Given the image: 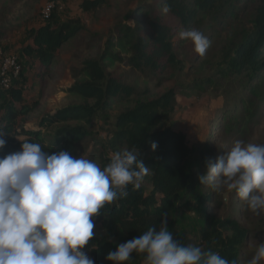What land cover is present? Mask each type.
Wrapping results in <instances>:
<instances>
[{"label": "trees", "instance_id": "16d2710c", "mask_svg": "<svg viewBox=\"0 0 264 264\" xmlns=\"http://www.w3.org/2000/svg\"><path fill=\"white\" fill-rule=\"evenodd\" d=\"M158 2L161 3L159 6ZM101 3L100 0H82L81 9L90 11ZM165 4L171 9L166 14L162 12ZM56 11L52 9L43 23L29 27L30 41L13 51L18 55V73L15 77L10 75L8 88L0 87V127L6 133V145L0 155L18 151L21 143L28 141L40 143L49 154L66 150L75 156L79 143L89 132L80 125H70V121L91 124L97 109L104 110L110 103L125 102L131 96L138 97L143 93V90L126 84L121 76L106 74L98 60L88 58L83 62L88 79L74 82L68 90L92 99L94 104L56 108L40 114L34 127L22 125L20 119L32 112V105L24 101V92L29 86L26 72L38 77L50 73L59 49L79 28L73 22L61 21ZM248 14L252 15V28L242 32L238 40L226 44L219 62L221 75L235 79L248 99L250 111L235 105L233 107L241 108L235 112L234 108L227 106L221 116L224 133L228 136L235 133L237 137L246 121L252 124L259 119V105L264 104V96H259L257 89L264 85V0H152L138 6L137 19L131 26L117 28L120 39L128 46L129 55L122 59L116 56L110 52L111 42L108 41L102 58L113 55L142 76L159 78L166 70L183 69L171 42L179 33L176 29L197 28L209 40L218 26L227 28L231 20H240ZM194 83L191 86L197 87ZM174 98V91L170 90L162 97L137 101L114 117L110 145L139 150L141 160L150 169L139 189L130 185L126 198L118 200L115 205H107L101 210L102 215L94 218L95 224L100 223L102 228L118 229L123 233L118 236L116 244L138 237L149 227L158 229L161 221L169 217L175 203L181 200L182 190L194 187L193 182H189L186 165L191 153L189 141L184 134L162 126L163 119L169 118L173 110ZM50 130L52 133L47 134L46 131ZM151 142L157 143L155 150L150 149ZM218 156L215 151L210 158L215 160ZM100 160L107 164L110 156L101 154ZM211 192L212 189L208 190L198 200L197 214L203 225L198 242L192 245L217 252L239 264L247 230L233 216L219 218L208 212L209 203L221 205L220 196L210 201ZM232 212L236 213V208ZM115 243L105 235L97 234L89 243L94 249L85 250H89L95 264H112L105 257L108 252L116 250Z\"/></svg>", "mask_w": 264, "mask_h": 264}, {"label": "rangeland", "instance_id": "374dc122", "mask_svg": "<svg viewBox=\"0 0 264 264\" xmlns=\"http://www.w3.org/2000/svg\"><path fill=\"white\" fill-rule=\"evenodd\" d=\"M100 1L102 3L97 8L84 11L81 9L82 0H0V47L3 49V55L0 56V72L3 61L8 58L10 62L13 59V65H16L18 55L13 51L30 41L29 27L38 26L45 21L42 13L46 4H53L52 9H57V17L61 21L79 25L76 33L59 49L50 73L38 77L34 73L26 72L29 86L24 92V101L32 105V112L28 117L21 118L20 122L26 128H32L42 113L67 105L92 106V99H86L68 88L74 82L88 79L83 69L86 59L98 60L106 74L121 76L126 84L143 90L138 97L131 96L125 102L110 103L104 110L97 109L91 124L83 121L69 122L70 125H80L89 132L79 143L74 157L93 159L101 167L106 165L100 160L101 154L111 156L113 152L125 149L124 146L113 147L109 142L114 131L115 115L126 107L134 106L137 101L156 99L173 90V110L169 118L163 119L162 126H169L184 134L189 141L191 153L186 159V165L189 182H193L194 187L189 186L182 190L181 200L175 203L166 220L174 240L184 245H192L198 242L199 231L203 225V220L197 214L198 200L211 190L208 186L200 184L198 177L205 172L206 161L211 159L212 152L216 151L221 155L230 150L237 140L264 144V104L259 105L258 121L254 120L252 124H247L246 121L242 125V131H237V137L235 133L232 136L226 135L225 127L221 125L225 107L231 106L235 112L237 109L241 110L240 106L249 110L246 92H241V85L235 79L221 75L219 62L226 44L238 40L242 32L252 28V15L248 14L236 21L231 20L232 23L227 28L218 26L209 38V47L204 56L195 53L192 43L179 39L176 34L171 42L183 69L166 70L159 78H149L132 70L129 65L113 55L104 58L102 55L108 41L111 42L110 52L121 59L129 55L128 46L120 39L117 28L131 26L137 19L138 6L152 0ZM160 4L158 2L157 5ZM176 30L180 32L182 29ZM210 80L212 83H209ZM193 82L197 87L191 86ZM257 89L259 96H264V85H259ZM235 105L240 106L233 107ZM46 132L51 134L52 130ZM216 196H220L221 205L212 206L213 203H209L208 212L219 218L233 216L239 225L247 230L239 263L247 264V260L254 254L256 243L264 241V212L259 215L252 213L240 201L235 191H229L226 187L211 192L210 201ZM234 208L236 213L232 212ZM95 225L96 234L105 235L113 243L123 234L118 229H104L100 223ZM85 251L90 257L89 250ZM143 261V255L133 253L132 259L125 264H143Z\"/></svg>", "mask_w": 264, "mask_h": 264}, {"label": "clouds", "instance_id": "9594fccd", "mask_svg": "<svg viewBox=\"0 0 264 264\" xmlns=\"http://www.w3.org/2000/svg\"><path fill=\"white\" fill-rule=\"evenodd\" d=\"M165 4L163 13L170 11ZM195 53L204 56L208 38L197 28L181 30ZM0 127V152L6 145ZM156 142L150 149L157 148ZM150 169L136 149L113 152L101 167L84 156L61 150L49 154L40 143L24 141L18 151L0 155V264H95L85 251L96 237L95 217L107 205L139 189ZM200 184L213 191H235L252 213L264 212V144L237 140L214 161H206ZM167 215V214H166ZM143 264H235L217 252L174 240L167 220L119 244L105 259L125 264L132 254ZM264 262V241L256 243L247 264Z\"/></svg>", "mask_w": 264, "mask_h": 264}, {"label": "built area", "instance_id": "2783aa9c", "mask_svg": "<svg viewBox=\"0 0 264 264\" xmlns=\"http://www.w3.org/2000/svg\"><path fill=\"white\" fill-rule=\"evenodd\" d=\"M52 7H53V4H50V3L46 4V6H44V8H43L42 17L44 16L45 19L48 18ZM2 55H3L2 48L0 47V56H2ZM9 62H10V58L3 61V65H2L3 68L1 69V72H0V87L1 88H8L10 85V82H11L10 75L15 77L18 73V70H19L17 64L13 65L14 64L13 59L10 62L11 66H13V68L10 66ZM15 63H16V61H15ZM7 69H9V70H7Z\"/></svg>", "mask_w": 264, "mask_h": 264}]
</instances>
